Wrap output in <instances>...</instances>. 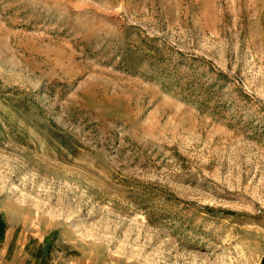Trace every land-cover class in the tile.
I'll use <instances>...</instances> for the list:
<instances>
[{"label":"rangeland","instance_id":"obj_1","mask_svg":"<svg viewBox=\"0 0 264 264\" xmlns=\"http://www.w3.org/2000/svg\"><path fill=\"white\" fill-rule=\"evenodd\" d=\"M0 231L33 264H260L264 0H0Z\"/></svg>","mask_w":264,"mask_h":264},{"label":"crops","instance_id":"obj_2","mask_svg":"<svg viewBox=\"0 0 264 264\" xmlns=\"http://www.w3.org/2000/svg\"><path fill=\"white\" fill-rule=\"evenodd\" d=\"M1 234V231H0ZM13 244H10L9 240L0 236V264H26L27 258L28 264H33L35 259L43 258L50 263L59 262L51 258V255H45L43 246L30 242L25 244L23 242L17 250ZM14 253V255H13ZM45 255V256H44Z\"/></svg>","mask_w":264,"mask_h":264},{"label":"trees","instance_id":"obj_3","mask_svg":"<svg viewBox=\"0 0 264 264\" xmlns=\"http://www.w3.org/2000/svg\"><path fill=\"white\" fill-rule=\"evenodd\" d=\"M260 264H264V257L262 258Z\"/></svg>","mask_w":264,"mask_h":264}]
</instances>
